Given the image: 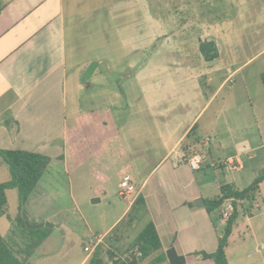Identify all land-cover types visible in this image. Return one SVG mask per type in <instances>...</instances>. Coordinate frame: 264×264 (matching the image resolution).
Returning a JSON list of instances; mask_svg holds the SVG:
<instances>
[{
  "label": "crops",
  "instance_id": "0c3cea01",
  "mask_svg": "<svg viewBox=\"0 0 264 264\" xmlns=\"http://www.w3.org/2000/svg\"><path fill=\"white\" fill-rule=\"evenodd\" d=\"M66 1L0 0V150L20 149L40 153L50 159L24 206L31 198H37L34 192L41 197L56 190L64 176L68 181L69 147H76L78 132L87 122L89 113L92 115L105 109L83 112L78 101L74 100L71 108L74 123H67ZM242 1L234 0L233 5L239 13ZM246 3L243 16L251 12ZM250 3L255 5L259 19L250 26L254 37L248 45L257 48L259 38L264 36V0ZM224 35L216 36L219 54L225 50ZM262 42L254 56L264 53ZM242 44L236 41L231 50L235 53L234 49ZM241 66L222 75L219 69L210 66L188 67L196 77H201L198 82L194 79L181 82L187 93H190V88L195 91L197 97L194 101L166 102L164 96L149 101L145 96L141 110L154 113L151 131L146 127L134 129L130 124L128 130L127 125L115 116L110 117L111 122L100 116L91 117L95 133L105 134L110 124L113 127L116 138L121 141L120 153L126 158L128 168V175L122 176L120 182L126 180L135 187V197L127 201L120 215L100 237L115 228L137 196H142L145 207L140 214L145 223L152 222L155 226L163 252L171 247L178 255L184 256V264L188 258L196 264H212V260L203 259L201 254L216 250L226 222L221 211L228 202L225 200L219 209L210 213L205 209V202L220 195V186L234 190L246 188L264 168V89L260 80L253 88L244 79L237 85L231 84L232 76ZM69 70L75 75L74 66ZM215 75L219 77L216 85L208 95H204V86L212 82ZM176 86L174 82H161L153 92L174 93ZM223 87H226V95L217 110L199 124L214 102L216 93ZM132 105L127 102L125 107ZM193 106L195 111L188 115L179 129L180 119ZM78 119L79 125L76 126ZM99 142L100 148L95 153L97 161L103 152H107L108 141L103 137ZM199 145L207 147L206 154L212 156L213 153L217 159L212 158L211 163L206 164L203 162L205 152H202L200 169L193 171L186 160ZM139 163L143 164L145 171L137 169L135 165ZM206 166L211 168L210 176L205 171ZM160 169L162 174L153 179ZM100 175L96 173V178L101 179ZM8 179L7 166L0 160V182ZM197 199H201L203 204L195 205ZM251 205L247 212L242 213L249 204L246 201L239 203V214L224 249L227 264H264V178ZM48 238L45 237L43 242ZM96 240L100 241V238ZM87 257L85 253L79 264H86ZM26 261L34 264L33 258ZM165 262L168 264L167 260Z\"/></svg>",
  "mask_w": 264,
  "mask_h": 264
},
{
  "label": "rangeland",
  "instance_id": "374dc122",
  "mask_svg": "<svg viewBox=\"0 0 264 264\" xmlns=\"http://www.w3.org/2000/svg\"><path fill=\"white\" fill-rule=\"evenodd\" d=\"M250 1L254 0L242 1L240 13L233 5L234 0L66 1L69 75L67 123H74L71 115L74 100L78 101L83 112L94 108L105 109L103 112H93L92 115L89 113L87 122L78 132L76 147H69L68 181L64 176L56 190L41 197L34 192L37 198H31L22 211L18 210L16 190L7 191L6 214L0 217V234L18 258H33L34 264H79L85 256L83 246L97 238H100L97 245H101L104 258L106 250L118 258L127 256L130 243L145 224L144 217L139 212L137 218L129 224L131 213L128 211L117 223L113 233L100 237L127 205V201L117 193L120 179L127 174L128 168L126 158L120 153L121 141L116 138L111 124L105 134L95 133L91 117L100 116L111 122L112 116H115L119 122L127 125L128 130V124L134 129L146 127L153 130L154 113L141 110L144 97L154 101V97L164 96L166 102L196 100L197 95L193 89L190 88V93H187L181 87V82L201 80V77L189 71L188 67L192 66L214 67L222 75L242 65L230 82L237 85L244 79L253 88L264 72V53L254 56L259 43L262 40L264 42V36L259 38L257 48L249 47L248 43L254 37L250 26H254V22L257 23L259 19L255 5ZM245 3L251 12L243 16ZM221 33L226 34L222 40L225 42V50L212 61L205 62L198 51L197 38L210 37L219 41L216 36ZM236 41L243 44L234 49V53L231 48ZM91 62H96V67L89 79L82 81L83 73ZM72 66L75 75L69 70ZM218 79L215 75L213 81L204 86V95L213 90ZM161 82L177 84L174 93L153 92L161 86ZM226 87L216 93L214 102L203 114L199 124L204 123L217 110L226 95ZM127 102L133 105L126 108ZM194 109L195 106L188 108V114L179 121V129ZM79 121H76V126ZM103 137L108 141L107 152H103L97 161L95 153L100 148L99 139ZM206 148L199 145L193 153L205 152L203 162L210 164L212 158L216 160L217 156L213 153L212 156L207 155ZM135 166L142 172L146 169L141 163ZM205 169L210 176L211 168L206 166ZM162 172V169L157 171L153 179ZM96 173L101 174V179L96 178ZM100 190L103 193H94ZM92 198L99 200L92 203ZM43 221L57 228L50 231L48 228L30 229L25 225V222L34 224ZM238 222L241 226L240 220ZM241 228L245 233V227ZM49 231L51 235L48 238ZM245 235L248 236L247 233ZM45 237L48 241L44 243ZM186 264L196 263L188 258Z\"/></svg>",
  "mask_w": 264,
  "mask_h": 264
},
{
  "label": "trees",
  "instance_id": "16d2710c",
  "mask_svg": "<svg viewBox=\"0 0 264 264\" xmlns=\"http://www.w3.org/2000/svg\"><path fill=\"white\" fill-rule=\"evenodd\" d=\"M260 82L264 89V72L260 75ZM0 160L7 166L9 173V179L0 182V216H3L6 214V191L10 189L16 190L18 210L22 211L30 194L46 170L50 159L36 152L9 149L0 150ZM263 178L264 168L246 188L234 190L229 186H220V195L205 202V209L210 213L219 209L225 200L231 199L232 211L230 217L226 219L221 235L218 237L216 250L210 254L203 252L201 254L203 259L212 260V264H227L224 249L227 246L228 237L239 214V203L246 201L249 204L247 208L242 209V213L247 212L251 208L254 193ZM144 207L142 196H137L129 209L131 213V218L128 220L129 224L137 218L136 215L143 211ZM115 229L116 226L107 234L113 233ZM100 246L97 245L94 248L86 264H162L166 261L165 252L162 251L160 239L152 222L145 223L142 229L135 235L127 249L128 254L125 258L116 257L110 250L104 252L106 257L104 258ZM25 261L16 256L13 249L0 235V264H25Z\"/></svg>",
  "mask_w": 264,
  "mask_h": 264
},
{
  "label": "water",
  "instance_id": "95a60500",
  "mask_svg": "<svg viewBox=\"0 0 264 264\" xmlns=\"http://www.w3.org/2000/svg\"><path fill=\"white\" fill-rule=\"evenodd\" d=\"M197 47L201 57L205 62L212 61L219 55L218 45L213 38L198 37ZM95 67H96V62H91L87 66V68L83 73L82 81H86L87 79H89ZM98 200H99L98 198H92L91 202L94 203L97 202ZM194 204L197 206L202 205L203 201L201 199H197L194 201ZM25 225L30 229L54 228V224L47 221L34 223V224H28L27 222H25ZM165 256L168 264H184L185 262L184 256L178 255L176 251L171 247L165 250ZM25 264H33V263L31 261H25Z\"/></svg>",
  "mask_w": 264,
  "mask_h": 264
},
{
  "label": "built area",
  "instance_id": "2783aa9c",
  "mask_svg": "<svg viewBox=\"0 0 264 264\" xmlns=\"http://www.w3.org/2000/svg\"><path fill=\"white\" fill-rule=\"evenodd\" d=\"M203 161L201 153H192L186 160V164L188 167L195 171L199 170L201 163ZM122 199L126 201H131L135 197V187L133 184H130L126 180H122L120 182V189L117 193ZM228 205L226 208H223L221 211V217L224 218L225 220L230 217L231 211H232V200L227 199ZM99 241L95 240L94 242H91L90 244H86L83 246V251L86 253V255H90L94 248L96 247L97 243Z\"/></svg>",
  "mask_w": 264,
  "mask_h": 264
}]
</instances>
